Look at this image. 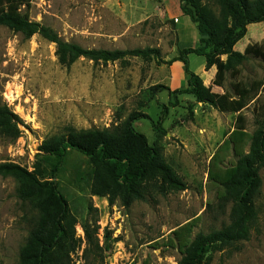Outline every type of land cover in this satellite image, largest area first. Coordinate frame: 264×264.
<instances>
[{"label": "rangeland", "instance_id": "rangeland-1", "mask_svg": "<svg viewBox=\"0 0 264 264\" xmlns=\"http://www.w3.org/2000/svg\"><path fill=\"white\" fill-rule=\"evenodd\" d=\"M202 3L215 15L220 13L217 0ZM180 14V3L173 0L32 2L31 21L52 29L65 42L89 50H160L158 60L132 58L126 64L94 63L82 58L66 68L58 62L55 44L39 35L26 39L0 27V104L7 103L26 126L15 142L0 136V163L13 162L32 171L39 162L52 171L60 158L38 151L45 139L64 134L67 127L112 130L138 111L147 114L151 121L140 120L134 128L147 137L150 145L162 147L166 161L188 186L185 191L166 196L150 192L146 201L135 202L130 209L119 202L110 206L106 198L91 192L94 168L89 159L70 151L54 181L78 222L75 231L81 248L71 256L72 264L93 261L92 256L83 257L85 224L90 229L95 224L99 227L97 237L101 244L106 229L118 238L112 252L105 256V264H179L182 254L176 242H171L174 230L194 219V235L210 234L230 223L231 205H223L217 199L218 188L210 182L209 170L219 145L236 126V114L200 104L193 96L175 97L166 90L154 91L157 85L170 87L173 80L179 88L183 87L179 65L167 62L185 48L198 47L196 26L189 20L194 29L190 27L189 18ZM248 45L264 52V23L250 25L235 50L244 53ZM204 63L202 56H189L191 70H199ZM240 69L237 79L226 74L224 88L215 86L213 81L205 85L213 93L223 94L233 93L231 86L236 82L249 87L264 81L261 58L249 55ZM260 101L264 105V88ZM243 114L247 131L253 134L258 128L254 105ZM161 118L165 135L156 132L152 124ZM222 157L227 166L237 160L232 151ZM260 176L262 187L255 198L258 218L250 239L230 250H213L207 256L209 264H264V168ZM16 189L14 179L0 176V264H19L20 248L37 215L29 203L18 198Z\"/></svg>", "mask_w": 264, "mask_h": 264}, {"label": "trees", "instance_id": "trees-1", "mask_svg": "<svg viewBox=\"0 0 264 264\" xmlns=\"http://www.w3.org/2000/svg\"><path fill=\"white\" fill-rule=\"evenodd\" d=\"M34 0H0V27L22 34L26 39L35 35L56 45V55L61 66L70 68L84 58L94 63L128 62L132 58L144 61L159 59L160 50L152 48L134 50H89L63 41L52 29L31 21L30 9ZM180 9L196 26L199 45L185 48L168 64L179 63L187 76V88L171 90L157 85L155 92L168 91L170 96H193L196 102L209 105L223 113L236 114V126L227 134L213 156L209 180L217 188V199L223 205H231L230 223L210 234L194 235L197 219L172 232L173 239L182 254L179 264H209L207 256L213 251H225L238 243L248 241L257 222L255 198L260 194L264 168V105L260 104L263 82L249 87L242 82L232 84L233 93L217 94L207 87L200 76L191 71L189 56L205 59L206 71L216 68L215 86L224 88L226 74L233 79L241 74L240 67L249 55L261 58L264 52L248 45L244 53L235 50L248 34V27L264 23V0H217L220 13L215 15L202 0H179ZM176 104V103H175ZM257 104L258 105L257 107ZM254 105L256 125L253 134L247 131V119L243 112ZM167 107L164 106L163 114ZM150 120L141 112L131 113L114 129L77 130L67 127L66 132L45 139L38 151L60 158L58 165L48 171L36 162L33 170L13 162L0 163V176L12 178L17 183V196L29 203L37 215L25 244L20 248L19 264H72L71 258L81 248L76 238L77 220L71 215L65 196L54 181L70 151L86 156L94 168L91 192L106 198L110 206L118 202L130 209L135 202L146 201L148 193L166 196L188 189L186 182L166 161L162 147L150 145L147 137L134 128L140 120ZM162 118L152 122L156 132L163 135ZM24 122L7 103L0 104V136L15 142L22 137ZM232 151L235 164L226 165L222 155ZM86 248L83 257H93L91 264H105V256L112 252L118 238L106 229L101 244L93 229L82 225ZM135 264V263H132Z\"/></svg>", "mask_w": 264, "mask_h": 264}, {"label": "crops", "instance_id": "crops-1", "mask_svg": "<svg viewBox=\"0 0 264 264\" xmlns=\"http://www.w3.org/2000/svg\"><path fill=\"white\" fill-rule=\"evenodd\" d=\"M179 2V0H173V2ZM179 16H181V17H184V18H188V17H186V16H184L183 14H180ZM189 20L190 19H188V25L190 26V27H192L193 29H194V26L189 22ZM180 22H181V20H180V17L178 18V24H180ZM182 39V38H181ZM181 39H180V41H181ZM199 40V39H198ZM198 45H199V43H198ZM197 45V46H198ZM192 55H194V54H192ZM178 65H179V67H177L179 70H180V75H181V77L183 78V80H184V85H183V87H178L177 86V81H175V80H173L172 81V83H171V86L169 87L171 90H181V89H186L187 88V76H186V74L185 73H183L184 71H183V69H182V66L179 64V63H177ZM214 69L215 68H212L211 70H209V71H206V68H205V63L199 68V70H191V71H193L195 74H197L198 76H200L201 78H202V80L204 81V83H210V82H212L213 80H214V78H215V75H216V73L214 72ZM202 73H201V72ZM210 72H212V75H210ZM204 77H206L207 79L205 80V78Z\"/></svg>", "mask_w": 264, "mask_h": 264}, {"label": "bare ground", "instance_id": "bare-ground-1", "mask_svg": "<svg viewBox=\"0 0 264 264\" xmlns=\"http://www.w3.org/2000/svg\"><path fill=\"white\" fill-rule=\"evenodd\" d=\"M10 97V96H9ZM20 109V108H19Z\"/></svg>", "mask_w": 264, "mask_h": 264}]
</instances>
